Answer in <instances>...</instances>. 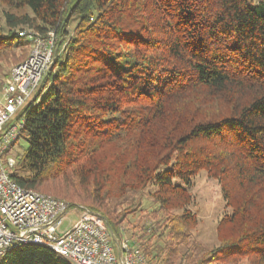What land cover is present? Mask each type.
<instances>
[{
    "label": "trees",
    "instance_id": "obj_1",
    "mask_svg": "<svg viewBox=\"0 0 264 264\" xmlns=\"http://www.w3.org/2000/svg\"><path fill=\"white\" fill-rule=\"evenodd\" d=\"M28 29L57 42L13 119L15 182L101 216L116 241L150 208L128 237L149 264H264V0H0V85ZM201 172L229 209L214 249L193 239ZM0 264L69 263L22 244Z\"/></svg>",
    "mask_w": 264,
    "mask_h": 264
},
{
    "label": "built area",
    "instance_id": "obj_2",
    "mask_svg": "<svg viewBox=\"0 0 264 264\" xmlns=\"http://www.w3.org/2000/svg\"><path fill=\"white\" fill-rule=\"evenodd\" d=\"M20 36L30 41V54L0 85V258L13 246L38 244L72 264H149L141 247L128 237L122 236L117 247L107 221L89 210L81 211L78 223L62 232L69 204L26 189L11 178L16 159L6 153L23 129V121L13 119L32 100L51 68L57 42L55 31L26 30Z\"/></svg>",
    "mask_w": 264,
    "mask_h": 264
},
{
    "label": "rangeland",
    "instance_id": "obj_3",
    "mask_svg": "<svg viewBox=\"0 0 264 264\" xmlns=\"http://www.w3.org/2000/svg\"><path fill=\"white\" fill-rule=\"evenodd\" d=\"M1 9H3V7ZM74 26V23L71 24L70 31L73 30ZM27 31H30V29ZM13 67L14 66H11L8 71L9 73ZM26 147V142L20 139L12 149L10 156L15 158V155L21 154ZM191 193L193 195V203L190 205V209L197 216V226L193 229V239L202 243L208 249H214L219 245V236L217 232L218 223L224 214L229 212L222 196L221 186L218 181L210 178L206 172H201L195 179V184ZM150 210V208L146 210L145 208L143 210L140 209L134 216L130 217L133 226H129L127 223L122 225L124 230H127L126 235H128L129 238L132 236L131 233L133 231L137 235H140L142 225H150L151 221L148 216ZM80 214L81 210L71 208L65 216L61 231L66 232L77 224L80 219ZM114 241L115 245L118 247V239L117 241L114 239ZM180 250L185 252L184 247H181ZM64 260L72 264L68 260ZM240 264H248V262L244 260Z\"/></svg>",
    "mask_w": 264,
    "mask_h": 264
},
{
    "label": "water",
    "instance_id": "obj_4",
    "mask_svg": "<svg viewBox=\"0 0 264 264\" xmlns=\"http://www.w3.org/2000/svg\"><path fill=\"white\" fill-rule=\"evenodd\" d=\"M109 229H110V233H111L112 237L114 238V232H113V230L110 227H109Z\"/></svg>",
    "mask_w": 264,
    "mask_h": 264
}]
</instances>
